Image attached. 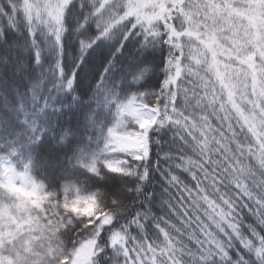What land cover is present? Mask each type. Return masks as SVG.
Segmentation results:
<instances>
[{"label":"snow or ice","instance_id":"snow-or-ice-1","mask_svg":"<svg viewBox=\"0 0 264 264\" xmlns=\"http://www.w3.org/2000/svg\"><path fill=\"white\" fill-rule=\"evenodd\" d=\"M0 264H264V0H0Z\"/></svg>","mask_w":264,"mask_h":264},{"label":"trees","instance_id":"trees-1","mask_svg":"<svg viewBox=\"0 0 264 264\" xmlns=\"http://www.w3.org/2000/svg\"><path fill=\"white\" fill-rule=\"evenodd\" d=\"M89 189L85 188L83 191H82V195H86L88 193ZM72 195H74V193H72Z\"/></svg>","mask_w":264,"mask_h":264}]
</instances>
